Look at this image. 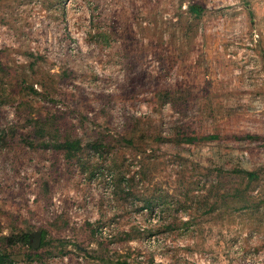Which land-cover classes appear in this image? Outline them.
I'll return each mask as SVG.
<instances>
[{"label":"rangeland","instance_id":"374dc122","mask_svg":"<svg viewBox=\"0 0 264 264\" xmlns=\"http://www.w3.org/2000/svg\"><path fill=\"white\" fill-rule=\"evenodd\" d=\"M0 259L264 264V0H0Z\"/></svg>","mask_w":264,"mask_h":264},{"label":"trees","instance_id":"16d2710c","mask_svg":"<svg viewBox=\"0 0 264 264\" xmlns=\"http://www.w3.org/2000/svg\"><path fill=\"white\" fill-rule=\"evenodd\" d=\"M189 9H190V11L192 13H195V14H199L200 11H201V9L199 8L198 5H191L189 7ZM241 172L245 173L248 177H253V175H254V172L253 171L241 170ZM32 237H33V234L32 233H30V232H23L21 234H12L11 236H9L8 239L12 243H22V244L31 246ZM41 244H43V243H41ZM32 248H34V247H32ZM4 263L0 259V264H4ZM9 264H12V263H9ZM120 264H129V263L124 261V262H120Z\"/></svg>","mask_w":264,"mask_h":264},{"label":"water","instance_id":"95a60500","mask_svg":"<svg viewBox=\"0 0 264 264\" xmlns=\"http://www.w3.org/2000/svg\"><path fill=\"white\" fill-rule=\"evenodd\" d=\"M40 239H41V232L40 231L34 232L31 241V246L34 248H38L40 244Z\"/></svg>","mask_w":264,"mask_h":264}]
</instances>
